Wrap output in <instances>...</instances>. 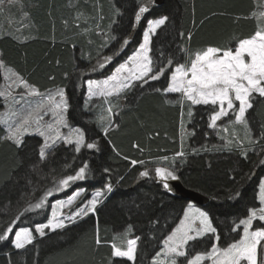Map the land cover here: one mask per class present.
Here are the masks:
<instances>
[{"label": "trees", "instance_id": "1", "mask_svg": "<svg viewBox=\"0 0 264 264\" xmlns=\"http://www.w3.org/2000/svg\"><path fill=\"white\" fill-rule=\"evenodd\" d=\"M139 2L22 0L26 26L20 32L0 35L1 62L39 92L64 89L69 102L68 122L80 127L88 142L98 144L97 149L82 148L76 153L72 145L58 143L42 161L38 135L25 134L17 147L3 139L5 129L0 125V234L20 216L9 238L0 241V264H150L188 204L155 177L156 163L163 157L173 161L170 170L184 188L208 198L201 208L216 228V233L190 241L189 255L205 252L215 237L219 247L233 243L241 232L239 219L246 217L248 208L258 207L257 187L264 175V164L260 163L264 157L263 98L257 96L254 107L246 113L252 142L228 149L208 126L213 106H181L175 103L179 94L155 91L167 86V75L126 90L117 111L114 108L113 125L105 136L96 123L104 113L103 99H91L85 106V80L108 76L139 45L147 20L161 16L168 20L152 37L151 45L153 59L160 66L172 58L170 67L174 68L186 62L187 53L208 46L234 48L239 39L257 30L259 23L252 13L259 9V1L163 0L160 5H151L142 22L133 28ZM129 36V43L121 49L123 39ZM182 47L187 53L181 51ZM117 51L119 55H114ZM109 55L114 58L104 68L88 71ZM93 102L98 103L93 106ZM2 107L0 98V110ZM180 151L184 155L177 157ZM132 160L144 163L132 165ZM84 161L90 172L85 180L53 191L44 207L25 211L53 188L54 178L74 174ZM143 170L149 172L147 177L139 176ZM105 183H111L113 190L102 198L95 213L63 229L36 235L35 225L47 221L53 201L68 197L76 189L85 190L82 200H86ZM237 191L239 196L235 195ZM129 226L128 234L139 237L135 261L111 255L112 243ZM25 227L33 231V242L16 249L11 243L13 233ZM97 236L102 241L99 245Z\"/></svg>", "mask_w": 264, "mask_h": 264}, {"label": "snow or ice", "instance_id": "2", "mask_svg": "<svg viewBox=\"0 0 264 264\" xmlns=\"http://www.w3.org/2000/svg\"><path fill=\"white\" fill-rule=\"evenodd\" d=\"M155 3V0H145L141 2L134 13V21L132 27L142 22V18L149 12V5ZM256 15L255 12L252 13ZM260 17H264V11L259 13ZM167 16H161L155 19H148L142 36V42L133 51L127 59L120 63L114 71L104 79H87V99L93 97L102 98L108 107L104 109L105 114L97 117L96 123L101 132L107 136L109 129L113 125L111 116L114 115L113 105L109 98L119 99L126 90L131 91L136 87L147 85L148 81H157L162 76L167 75V86L162 89H155L157 92L164 94H179V99L175 103L181 106L185 102L190 105H211V115L209 118V127L216 128L217 121L222 117L234 114V121H230L234 125L243 126L245 137L252 142L249 128V121L246 113L254 107V100L258 96L264 98V29L257 28L253 35L248 38L239 39L235 43V47H213L208 46L204 49L187 53V49L181 48L182 52L187 53V60L183 64H175L170 67L174 60L169 58L167 65L160 66L152 56V37L157 34V30L166 24ZM116 39V37H111ZM129 37H125L121 43V49L129 43ZM106 46V45H105ZM114 55H119L117 51ZM113 55L102 57L97 64L88 71L95 72L98 68H104L105 64L112 61ZM83 75V73H81ZM25 87H28L26 82ZM35 92V89H32ZM49 110L53 113L55 119L51 123H44L43 115L37 112L35 115L29 113L20 123L15 126H8L7 135L3 137L6 141L13 142L17 147L22 145V138L25 134L34 132L43 138V143L39 149V157L43 161L47 158L48 151L57 143L63 142L66 145H74V151L80 153L82 148L97 149L98 144L95 141L88 142L85 132L80 127L70 128L65 112L69 109V102L66 98L64 89H57L54 93L47 96ZM238 102V105H237ZM172 103V101H165ZM43 108L44 106H39ZM192 115L191 109L189 116ZM33 125H35L33 127ZM61 128H69L67 134L61 131ZM228 129L225 128L224 131ZM235 135V133H233ZM233 141H228L226 147H229ZM238 146L242 141L236 142ZM136 146V145H134ZM177 157L184 155L183 151L175 154ZM241 155H245L242 151ZM125 159H128L125 157ZM162 159L167 160V157ZM143 164V161L132 160L131 164ZM264 164V160L260 161ZM70 167V165H65ZM155 177L160 180L165 189L170 190L169 180H177L178 177L173 170L168 167L157 166L155 168ZM105 173L109 169H104ZM89 172V164L84 161L82 166L75 170L72 175H65L55 180L53 188L47 190L44 195L35 204H29L25 211H32L44 207L46 198L51 196L53 191L60 192L68 189L76 181L85 180ZM149 172L143 170L139 172L140 177H147ZM113 190L111 183H105L103 188L96 189L91 199L82 200L84 189H77L63 201H56L52 204V214L46 223L36 224L35 232L40 236L45 235V229L56 230L66 227L64 208H68L82 200L81 206L75 212L67 216L69 222H73L78 217L87 216L89 213L97 211V205L102 203V198ZM236 196L240 192L235 193ZM233 197H229L232 199ZM256 199L260 203L259 208H248L247 215L239 219V225L243 226L240 238L227 247H219L216 243L212 244L210 250L206 252H197L189 255L188 245L190 241H194L200 237H204L208 233H216L209 214L199 208H194L190 202L184 210V216L180 220L176 228L165 237L162 241L163 247L156 252L152 258V264H179L178 258H184L186 264H204L205 261H211V264H264V260L259 259L261 251L264 250V225L254 228V221H264V178L258 185ZM58 209H60L58 211ZM20 219L18 215L12 220L3 233L0 234V241L9 238V233L13 231L12 225ZM131 226L125 231V240L122 245L118 246L112 243L113 257H126L129 261L136 260L137 243L139 237L134 239L127 238ZM233 231H236L233 228ZM34 239L33 231L30 228H19L15 230L11 243L16 249H24L27 245L32 244ZM219 239V237H217ZM115 240V237H114ZM96 244L102 243L97 236Z\"/></svg>", "mask_w": 264, "mask_h": 264}, {"label": "rangeland", "instance_id": "3", "mask_svg": "<svg viewBox=\"0 0 264 264\" xmlns=\"http://www.w3.org/2000/svg\"><path fill=\"white\" fill-rule=\"evenodd\" d=\"M256 1H259V3H260L258 5L259 9L255 12L257 21L259 23L258 27L261 28V29H264V17H260L259 16V13L264 11V0H256ZM141 2H145V0H140L139 4ZM21 5H22V0H0V35H2V34H10L9 32H20L21 29L26 26L27 22H24V20L26 18L25 11H24V9L22 8ZM150 6L151 5H149V7ZM15 16H17V17H15ZM145 27H146V25H145ZM144 30H145V28L143 29V31L141 33V41L140 42H142V36H143ZM134 50H132L131 53L128 54L122 61H120L113 68L112 72L114 71V69L120 63L124 62L127 59V57L133 53ZM0 72H1L0 98H1L2 103H3V107L0 110V125H2L3 128L5 129V136L7 135V129H8L9 125L15 126L17 123H20L26 116L29 115V113H32L33 115H35L37 112H39V114L43 115V117H44V123H51L55 119L53 113L49 110V106H48V102H47V96L49 94H51V93H54L57 89H60V88H55V89H52V90H49V91H46V92H39L35 88L29 86L27 83L26 84L28 85V87H25L24 83L21 82V81H23V82H25V81L22 78H20L11 67L5 66L1 62V60H0ZM88 74H90V73H88ZM106 77H104V78H106ZM104 78H101V79H104ZM97 80H100V79H97ZM86 88H87V85L85 84V99H87V95H86L87 89ZM32 89H35V92H33ZM95 98H98V99H95ZM92 99L94 101L95 100H102V98H100V97H93ZM109 99L111 100V103L113 105H118L119 99L118 100L115 99V98H109ZM93 100H91V101H93ZM263 100H264V98H263ZM96 103H98V102H93L92 105L95 106ZM101 103H104L102 105V110H104L105 108L108 107V104L105 103L104 100ZM185 103H188L189 106H195V105H190V102H185ZM41 105H43L44 107L40 108L39 106H41ZM237 105H238V102H237ZM114 108H115V111H117V109L119 108V105H118V107H114ZM114 108H113V112H114ZM100 114H104V113L102 112ZM64 115H65V118L67 119L66 112H65ZM111 119H113V115L111 116ZM234 119H235L234 114L230 113L229 116L222 117L221 118V120H222L221 122L217 121V127L216 128H210L209 127L211 132H212V134H213V136L221 138V141H222L223 145H226V143L228 141H233V143L229 147H227L228 149H232V148H235V147L242 148L249 141L245 137V130H244L243 126L234 125L233 123L230 122V121H234ZM68 124H69L70 128H74L69 122H68ZM34 126L35 125H33V127ZM225 128H227L228 130L224 131ZM61 131L63 133H65V134H67L68 131H69V128H61ZM233 133H235V135H233ZM250 133H251V129H250ZM28 134L38 135V134H36L34 132H30ZM40 138H41L42 143H43V138L42 137H40ZM237 141H242L243 143L238 146V144L236 143ZM59 143H63V142H59ZM72 146L74 147V145H72ZM168 160L169 159H167V160H164L162 158L159 159L157 161V163H156V167L157 166L168 167V168L173 167V161L171 163ZM262 160H264V157H263ZM262 178H264V175L261 177V179ZM76 190H74V191H76ZM92 193L90 194L88 199H91ZM66 198L67 197L61 198V199H57V200L53 201L50 204L48 219L50 218V216L52 214V204L55 203L56 201L66 200ZM81 203H82V201L79 202V200H77L75 204H73L72 206H70L68 208H64L62 210L63 213H64V217H65V224L72 223V222H69L66 219V217L71 215L73 212H75L77 210V208H79L81 206ZM189 203L190 202H188V204ZM258 203H259V201H258ZM187 205H186V207H187ZM192 205L194 206V208H199V209L203 210L201 207L197 206L194 203H192ZM259 207H260V203H259L257 208H259ZM59 210L60 209H58V211ZM183 216H184V211L182 213L181 218L179 219L177 224L174 226V228L177 227V225L179 224V222L183 218ZM81 218L82 217H78L73 222H75V221H77V220H79ZM46 222H44V223H46ZM254 223H256V226L254 225V228L252 230H255L256 227H260V226L264 225V221H260V222L254 221ZM238 225H239V223H238ZM238 227L240 228V231H241L240 233H242L243 226H238ZM172 230L170 231V233L172 232ZM34 231H35V228H34ZM46 231L50 232V231H54V230L45 229V232ZM170 233H168V235ZM14 234H15V232L13 233V236H14ZM36 235L40 236L38 233H36ZM127 238L134 239L129 234H128ZM239 238H240V236L238 237V239ZM124 240H125V236H124V234H122V235H120V236H118L116 238V242L115 243L118 246H124V245H122V241H124ZM214 243H216V237H215V242ZM162 247H163V243L161 242L160 249ZM211 247L208 248L207 250H205V252L210 250ZM160 249H159V251H160ZM119 258H126V257H119ZM259 259L264 260V250L261 251ZM178 260H179V264H186V260L184 258H178ZM150 264H152V260L150 261ZM204 264H211V261H205ZM245 264H246V262H245Z\"/></svg>", "mask_w": 264, "mask_h": 264}, {"label": "water", "instance_id": "4", "mask_svg": "<svg viewBox=\"0 0 264 264\" xmlns=\"http://www.w3.org/2000/svg\"><path fill=\"white\" fill-rule=\"evenodd\" d=\"M163 2V0H155V5H160ZM170 185V191L172 194L178 195L184 199H186L188 202H192L196 204L197 206L203 207L207 202L208 198L204 195L193 191L186 189L182 186L181 182L179 180H170L168 181Z\"/></svg>", "mask_w": 264, "mask_h": 264}, {"label": "bare ground", "instance_id": "5", "mask_svg": "<svg viewBox=\"0 0 264 264\" xmlns=\"http://www.w3.org/2000/svg\"><path fill=\"white\" fill-rule=\"evenodd\" d=\"M170 193V192H169ZM199 207H201V206H199Z\"/></svg>", "mask_w": 264, "mask_h": 264}, {"label": "crops", "instance_id": "6", "mask_svg": "<svg viewBox=\"0 0 264 264\" xmlns=\"http://www.w3.org/2000/svg\"><path fill=\"white\" fill-rule=\"evenodd\" d=\"M87 89V88H86Z\"/></svg>", "mask_w": 264, "mask_h": 264}]
</instances>
